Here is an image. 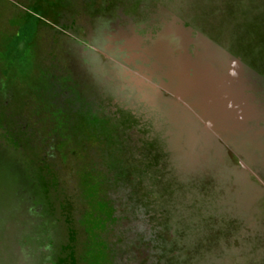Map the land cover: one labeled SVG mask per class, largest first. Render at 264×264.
Returning <instances> with one entry per match:
<instances>
[{
    "label": "rangeland",
    "instance_id": "rangeland-1",
    "mask_svg": "<svg viewBox=\"0 0 264 264\" xmlns=\"http://www.w3.org/2000/svg\"><path fill=\"white\" fill-rule=\"evenodd\" d=\"M0 126V264H264V0H0Z\"/></svg>",
    "mask_w": 264,
    "mask_h": 264
},
{
    "label": "trees",
    "instance_id": "trees-1",
    "mask_svg": "<svg viewBox=\"0 0 264 264\" xmlns=\"http://www.w3.org/2000/svg\"><path fill=\"white\" fill-rule=\"evenodd\" d=\"M1 126H2V124H1ZM0 126V131H2L3 130V128ZM35 181H34V184H33V192H32V194H31V197H30V199H29V201H31V207L32 208H34V209H36V210H39V211H43V214H41L40 212H39V216H40V219L42 220V218L46 215V211L47 210H49L48 209V206H47V203H46V205L44 204V197H46V189H45V185H42L43 187H42V189L39 191L38 190V187L37 188H35ZM48 200V199H47ZM30 207V208H31ZM45 210V211H44ZM31 211H33V210H31ZM1 234H2V232H0ZM2 239V240H1ZM11 240H12V238H11ZM3 241H4V239H3V237H0V246L1 247H3L4 249H5V246H4V244H3ZM24 241V240H23ZM22 242V241H21ZM10 242H8V244H9ZM19 243V242H18ZM17 244V243H16ZM23 248H24V251L26 252V249H25V242H23ZM18 249V246H15L13 243H12V245H11V250H10V253H11V255H18V254H22V252H18L17 254L15 253L16 251H18L17 250ZM42 249L45 251L44 252V255L46 256V258L47 257H49L50 256V252H51V247H49V244L47 243V244H45V245H43V247H42ZM50 258V257H49Z\"/></svg>",
    "mask_w": 264,
    "mask_h": 264
},
{
    "label": "flooded vegetation",
    "instance_id": "flooded-vegetation-1",
    "mask_svg": "<svg viewBox=\"0 0 264 264\" xmlns=\"http://www.w3.org/2000/svg\"><path fill=\"white\" fill-rule=\"evenodd\" d=\"M120 171H122V170H120ZM138 210L140 211L139 208H138ZM138 210L136 212H135V210L133 211V213L131 214L132 216H130L129 220H132L133 219V217L139 212ZM39 212L40 211L39 210H36V209H34V211H33V215H35V224H38V225L40 223H42L41 222V219L39 218ZM46 213H47V216H48L49 215V210H47ZM128 222L129 221H126L123 224H121V227L123 225L127 224ZM121 233H122L123 236H126L128 239H131L130 237H134L135 240H136V243L133 244L132 247L127 252L129 259L127 260V262L125 264H136L138 262H141V260L143 259V255L140 252V246H139L140 242H139V238L136 235H134L133 233H132V235L131 234H124L123 232H121Z\"/></svg>",
    "mask_w": 264,
    "mask_h": 264
}]
</instances>
